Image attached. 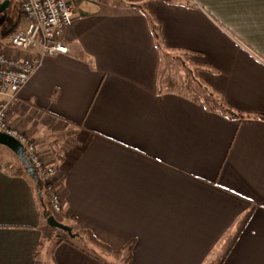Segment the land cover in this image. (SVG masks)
Returning a JSON list of instances; mask_svg holds the SVG:
<instances>
[{"label":"crops","instance_id":"1","mask_svg":"<svg viewBox=\"0 0 264 264\" xmlns=\"http://www.w3.org/2000/svg\"><path fill=\"white\" fill-rule=\"evenodd\" d=\"M75 3L69 53L44 56L9 113L59 166L61 214L134 240L131 264H264V0ZM12 153L0 264L110 263L46 240L37 174Z\"/></svg>","mask_w":264,"mask_h":264},{"label":"built area","instance_id":"2","mask_svg":"<svg viewBox=\"0 0 264 264\" xmlns=\"http://www.w3.org/2000/svg\"><path fill=\"white\" fill-rule=\"evenodd\" d=\"M5 0H0V4ZM26 17L18 28L0 43V132L15 137L24 146L27 161L43 183L52 211H63L58 190L57 167L48 163L37 142L14 127L9 118L18 93L26 86L44 56L68 54L63 34L81 15L75 0H16Z\"/></svg>","mask_w":264,"mask_h":264},{"label":"trees","instance_id":"3","mask_svg":"<svg viewBox=\"0 0 264 264\" xmlns=\"http://www.w3.org/2000/svg\"><path fill=\"white\" fill-rule=\"evenodd\" d=\"M12 1L15 2L14 5L17 4L18 10L12 11L8 15L0 14V43H2L4 40L9 38L14 31H16L18 28L21 26L26 25V17L23 13V11L20 8L19 3L16 0H10V6H12ZM131 6H134L135 3L131 2ZM157 29V28H156ZM158 31V30H157ZM156 37L160 39V34L156 32ZM229 112L231 113L230 115L233 117L241 118L244 117L245 115L242 114L241 112H236L233 109H230ZM27 160V159H26ZM28 162V161H27ZM33 177V176H32ZM34 181L37 184V189L39 192V197H40V214L42 217L48 220V218L52 215H55V213L50 209L49 207V201L46 193L43 191V184L41 180L36 176H34ZM68 222L66 223L68 226L73 228V236H70L67 232V236H62L60 235L59 238L56 241V244H59L63 241H66L79 249L95 256L96 258L103 260L106 262V259L101 256V254H115V255H120L124 256V262L125 264H131L132 260V254H133V247H134V240H131L124 248L121 250H117L112 248L110 245L106 244L104 241L99 239L97 236H95L90 230L85 229L80 226L79 223L76 222L75 219L70 220L69 218H66ZM75 228L78 229V231L75 230ZM57 229V228H56ZM63 231V230H61ZM95 248H100L104 252L98 253ZM103 258V259H102ZM108 264H112L111 262Z\"/></svg>","mask_w":264,"mask_h":264},{"label":"rangeland","instance_id":"4","mask_svg":"<svg viewBox=\"0 0 264 264\" xmlns=\"http://www.w3.org/2000/svg\"><path fill=\"white\" fill-rule=\"evenodd\" d=\"M15 4V2L14 1H12V6L10 7V8H8V9H6L5 11H3L1 14H3V16L5 15H8V14H10L12 11H16V10H18V7H17V4L16 5H14ZM25 26L23 25V26H21L20 28H24ZM9 38H7L6 40H4V41H6L7 42V40H8ZM180 70L183 72L184 70L182 69V68H180ZM184 76H186V75H184ZM21 131V130H20ZM21 133H22V131H21ZM36 142V141H35ZM38 144V143H37ZM38 146H39V144H38ZM40 147V146H39ZM0 152H1V156L0 157H3L4 159H15V157L13 156L14 154L12 153V151L11 150H9V149H4V148H2V149H0ZM54 164V163H53ZM54 166H56L57 167V172H58V174H59V166L58 165H56V164H54ZM38 177V176H37ZM57 178H58V180H59V178H60V176H57ZM49 207H50V209L52 210V208H51V204H49ZM55 216H56V218L60 221V222H62V223H64V222H68V220L66 219V217L64 216V214H61V213H57V214H55ZM64 224H66V223H64ZM67 225V224H66ZM45 229H44V231H45V238H46V240L49 242V241H51L52 242V240H54V239H58L59 238V236L60 235H62V236H67V233L65 232V231H61L60 229H56V228H54V227H52L48 222L45 224ZM75 230L76 231H78V229L77 228H75ZM96 249V251L98 252V253H102V252H104L102 249H100V248H95ZM101 256L102 257H104L105 259H108L112 264H125V262H124V256H120V255H113V254H111V255H108L107 253L106 254H101Z\"/></svg>","mask_w":264,"mask_h":264},{"label":"water","instance_id":"5","mask_svg":"<svg viewBox=\"0 0 264 264\" xmlns=\"http://www.w3.org/2000/svg\"><path fill=\"white\" fill-rule=\"evenodd\" d=\"M9 6H10V0H5L4 2H2L0 4V14L3 11H5L6 9H8ZM0 144L10 148L17 155H19L21 157L25 156L27 158L24 146L15 137H13V136H11L9 134L0 132ZM28 171L30 173H35L34 169L30 165L28 167ZM47 221L52 227L60 229V230H63L65 232H67L70 236L74 237L73 228L68 226V225H66V224H64V223H62V222H60L56 218L55 215L50 216Z\"/></svg>","mask_w":264,"mask_h":264}]
</instances>
